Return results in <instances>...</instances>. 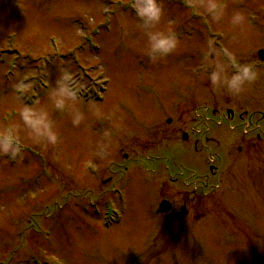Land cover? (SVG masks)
I'll list each match as a JSON object with an SVG mask.
<instances>
[{
    "label": "rangeland",
    "instance_id": "1",
    "mask_svg": "<svg viewBox=\"0 0 264 264\" xmlns=\"http://www.w3.org/2000/svg\"><path fill=\"white\" fill-rule=\"evenodd\" d=\"M133 2L0 0V131L16 125L27 150L14 164L0 156V264H264V139L260 155L242 147L247 155L226 160V185L232 187L213 199L203 184L220 157L201 150L214 126L236 141L232 148L243 143L242 120L222 127L206 120L208 111L222 107L220 100L236 106L249 99L235 109L239 113L264 107V91L248 97L247 84L234 95L214 89L207 78L210 60L225 63L229 74L233 63L254 62L264 73L258 57L264 50V0H220L226 8L219 21L202 6L207 0H161L164 15L156 27L173 30L179 45L155 62L146 55L142 22L133 8L124 10ZM237 10L246 20L232 26ZM89 38L101 53L90 54ZM209 42L214 58L205 60ZM9 49L19 52L6 54ZM61 68L71 70L72 85L81 92L99 93L107 81L105 103L82 99L55 109L48 93ZM21 77L29 86L23 92L14 87ZM33 99L54 122L55 146L34 143L19 118V109ZM76 110L84 114L79 126L72 124ZM171 159L176 169L170 175ZM194 190L201 216L173 225L156 217L159 201H180ZM107 202L122 216L121 226L107 229L102 217L84 211Z\"/></svg>",
    "mask_w": 264,
    "mask_h": 264
},
{
    "label": "clouds",
    "instance_id": "2",
    "mask_svg": "<svg viewBox=\"0 0 264 264\" xmlns=\"http://www.w3.org/2000/svg\"><path fill=\"white\" fill-rule=\"evenodd\" d=\"M213 21H219L224 16L226 5L220 0H207L202 5ZM131 7L134 9L136 17L142 22L147 36L146 55L152 62L167 57L179 45L176 33L169 29L161 30L156 26L160 24L164 15L161 0H134ZM246 17L242 11H234L231 14L230 23L232 26L242 25ZM215 53L211 42L208 44V51L204 53L205 60ZM226 55H228L226 53ZM229 59L231 57L229 56ZM234 71L229 74L225 63L219 61H209L208 81L214 89L224 88L228 93L239 95L245 85L256 81L259 78V70L253 63H233ZM73 82V73L69 68H61L60 75L55 82V87L49 90L48 96L54 108L64 111L69 102L77 100L78 89L70 86ZM74 83V82H73ZM18 91H25L29 86L24 84L23 77L14 85ZM39 102H37V105ZM72 124L79 126L84 120V114L78 110L73 111ZM19 118L23 125L31 130L34 143H46L55 146L59 141V135L54 129V122L50 118L48 110L43 106L24 104L19 109ZM17 133L16 125L8 126L0 131V156H7L15 159L21 153L23 147ZM107 136L108 134L105 133Z\"/></svg>",
    "mask_w": 264,
    "mask_h": 264
},
{
    "label": "flooded vegetation",
    "instance_id": "3",
    "mask_svg": "<svg viewBox=\"0 0 264 264\" xmlns=\"http://www.w3.org/2000/svg\"><path fill=\"white\" fill-rule=\"evenodd\" d=\"M261 69H264V63H260ZM254 65H257V63L254 62ZM255 87V88H253ZM221 89V88H220ZM248 91L246 90V94L249 97L252 93L256 92L255 95L257 94L258 97L260 98V92L264 91V73L262 72L261 75H259V78L248 84ZM218 93L220 96L222 95V92L218 90ZM224 93V92H223ZM249 102L245 100V104L242 102V100H239L234 106L232 104V101H223L220 100V105L222 106L220 109H215L211 110V112H214V115H210V118H206L208 122H210V125H213V121H219V127L224 126L225 122H233L237 119H240L244 123V128H243V143H238V145L235 146V148H232L233 143L232 141L236 142L235 140H232V138H225L222 134L218 133L216 130L215 126L214 128L209 127V132L207 133L210 136V133L212 132V138H203L201 143H202V151H206V153L209 152H214L219 154V159L214 158L213 165L209 166L207 171L211 175V181L208 182V184H203V186H207L209 188V193L210 198L213 199V197L217 194H219L222 189H229L228 186L232 187L231 183L226 185L228 180V176L225 175V168L224 164L227 162L226 160L232 156V154L235 153H240L239 155H247L252 153V150H255L257 152V155L261 154V150L259 149L262 145L261 143L263 142L264 139V107L256 109L251 106H248L249 110L244 111L243 113H239V111L235 109H239L240 104H244L245 106ZM252 108V109H251ZM251 109V110H250ZM209 115V114H208ZM212 116V117H211ZM249 121V122H248ZM236 127H232L231 130L234 131ZM213 130V131H212ZM221 131V129H220ZM257 134V136H256ZM189 135V134H188ZM250 136V137H249ZM216 137V138H215ZM249 137V138H248ZM200 140L196 139L195 145H199ZM205 143V144H204ZM207 144V145H206ZM259 146V148H258ZM242 147H245L247 153L244 154L245 149H242ZM197 148V147H195ZM197 151V149H196ZM171 165L167 167V172L171 175L172 170L176 169V164L174 161H170ZM254 172V171H253ZM258 172V173H257ZM257 175H254L257 180V182H260L259 176L261 175V170L260 167L259 169L255 172ZM251 172L249 174L250 180L253 182V177L251 176ZM173 179V178H171ZM176 179L171 180L170 182L174 185ZM167 183V181H166ZM203 187H200V189ZM198 190V187L194 188ZM186 193V191H184ZM188 197L182 198L180 201H174L170 197H167V199H164L162 202H167L169 203L170 207V212L169 213H162V211H159V214L162 215L163 217H171L173 215H179L180 211L182 209H186L189 212L188 217H180V220L178 222H183L184 220H187L190 216L193 218H197L198 216H201L202 212V207L199 203H197V199L200 198V196H197L195 190L187 192ZM158 204V209L160 208V203Z\"/></svg>",
    "mask_w": 264,
    "mask_h": 264
},
{
    "label": "bare ground",
    "instance_id": "4",
    "mask_svg": "<svg viewBox=\"0 0 264 264\" xmlns=\"http://www.w3.org/2000/svg\"><path fill=\"white\" fill-rule=\"evenodd\" d=\"M106 30H109V28H105ZM98 32H100V30H94L93 31V34H95V35H97L98 34ZM110 33H112V29H111V31H110ZM102 36V35H101ZM100 36V37H101ZM8 37V36H7ZM88 40H90V38L88 39ZM94 42V41H93ZM91 43V46L93 47V48H90V54H92L94 51H96V49H98L99 50V53H101L102 52V49H99L98 47V45H96V43ZM82 46V45H81ZM58 48H59V45H58ZM94 48H96L95 50H93ZM74 49V48H73ZM72 49V52L74 53V50ZM12 50H14V51H12ZM12 50H8L7 52H6V54H9L10 52L12 53V52H19L18 50H16V49H12ZM92 52V53H91ZM39 102V101H38ZM103 102V101H102ZM103 103H105V100H104V102ZM36 106H38L37 105V103H36ZM208 110H210V108L209 109H207V111ZM211 111V110H210ZM210 111H208V113L209 114H211V112ZM208 116V115H207ZM210 116V115H209ZM17 162V161H16ZM180 214L181 215H183V216H185V217H188V215H189V212H188V210H186L185 208L184 209H182V211H180ZM191 217V216H190ZM189 217V218H190ZM122 222H123V220L121 221V223H120V225L119 226H121V224H122Z\"/></svg>",
    "mask_w": 264,
    "mask_h": 264
},
{
    "label": "water",
    "instance_id": "5",
    "mask_svg": "<svg viewBox=\"0 0 264 264\" xmlns=\"http://www.w3.org/2000/svg\"><path fill=\"white\" fill-rule=\"evenodd\" d=\"M259 56H260L261 60L263 61L264 60V52H260Z\"/></svg>",
    "mask_w": 264,
    "mask_h": 264
}]
</instances>
